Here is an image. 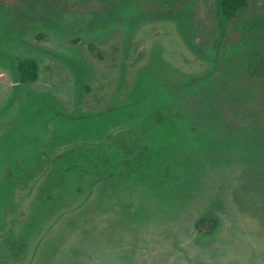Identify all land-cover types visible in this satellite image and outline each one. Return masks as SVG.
I'll return each instance as SVG.
<instances>
[{
	"label": "trees",
	"instance_id": "1",
	"mask_svg": "<svg viewBox=\"0 0 264 264\" xmlns=\"http://www.w3.org/2000/svg\"><path fill=\"white\" fill-rule=\"evenodd\" d=\"M215 4L220 37L218 48L206 55L192 41L193 24L186 17H190L193 7L187 6L185 14L166 11L154 19L176 21L187 45L213 65L225 48L223 63L205 72L184 73L160 58L154 59L138 70L126 89L125 59L111 100L96 110L84 105L85 92L91 91L87 82L93 67L83 56L49 52L62 60L73 75L74 109L69 110L53 89L33 88L40 76L38 60L13 56V41L0 36V66L12 75L11 90L0 107V121L4 120L0 123V230L4 233L0 239V264L27 259L24 244L30 232L47 219L46 207L59 206L67 189H71V195H79L94 191L98 184V191L111 194L110 189L119 195L113 197L122 201L124 195L118 183L109 182L112 176L124 172L125 182L132 183L144 174L153 179L145 192L152 195L157 192L154 187H165L163 195L157 194L167 204V197L174 202V197L193 182L195 195H199L206 178L219 168L238 166L242 176L247 165L257 164L258 159L264 172V160L259 156L264 155V13L244 20L241 40L228 44L230 22L239 11L249 8V0H215ZM123 16L121 20L127 19ZM139 21L127 19L125 58ZM0 31H5L1 23ZM238 75L248 79L251 88L239 82ZM256 86L261 97L255 95ZM15 104L17 110L10 116ZM131 128L138 129L143 140L129 149L116 139ZM132 176L135 181H131ZM175 178L180 180L173 183ZM38 179H42L39 193L19 238L12 229L13 222L5 231L17 207L15 196ZM141 204L138 210L146 214L144 198ZM120 207L129 215V206ZM197 227L201 233L211 234L218 223L203 217Z\"/></svg>",
	"mask_w": 264,
	"mask_h": 264
},
{
	"label": "rangeland",
	"instance_id": "2",
	"mask_svg": "<svg viewBox=\"0 0 264 264\" xmlns=\"http://www.w3.org/2000/svg\"><path fill=\"white\" fill-rule=\"evenodd\" d=\"M215 10V0H196L192 9V41L205 55L218 48L220 28ZM263 13L264 0H249V8L230 22V36L226 42L241 40V30H245L243 21ZM111 37L108 40L88 39L82 44L83 36L63 40L73 49L69 54L83 56L93 67L91 80L87 82L91 91L85 92L84 96L87 109H100L109 103L125 59L126 89L134 82L138 70L154 59L160 58L159 61L184 73L205 72L223 63L224 59L225 48L217 56L218 64L214 62V65L192 50L185 42L179 24L172 21L142 26L131 41L128 58L124 57V33L120 30ZM46 43L67 50L51 39ZM16 57L38 60L40 76L33 88L53 89L66 108L74 109L73 75L62 60L34 52L17 53ZM11 76L8 70L0 68V107L11 90ZM238 78L250 87L248 79L241 75ZM253 89H256L255 95L261 97L260 89L257 86ZM16 110L15 104L10 116ZM116 140L131 149L140 145L143 136L138 129L131 128L118 135ZM131 153L136 157L134 150ZM259 156L264 160V155ZM256 160L257 164L247 165L242 176L238 166L216 169L206 178L199 195H195L193 182L181 195L174 197V202L167 197V204L158 195H163L165 187H154L158 194L146 193L153 179L144 174L137 176L141 178L139 183H126L124 172L112 176L113 180L109 182L118 183L120 193L124 195L122 201L113 197L119 195L110 189L111 194L106 190L98 191V184L94 191L79 195H71V189H67L59 206L56 209L46 207L47 219L30 232L24 244L27 259H14L13 264H264V172L261 160ZM192 163L195 166V157ZM130 179L135 181L136 177ZM41 180H33L29 187L17 192V207L8 218L5 231L13 222L16 235L23 236L20 231L30 216ZM179 180L175 178L173 183ZM162 182L165 184L164 179ZM142 198L146 202V214L138 210L142 207ZM123 205L129 206V215L122 212L120 206ZM203 217L218 223L213 233L199 231L197 221ZM3 235L0 230V239Z\"/></svg>",
	"mask_w": 264,
	"mask_h": 264
},
{
	"label": "flooded vegetation",
	"instance_id": "3",
	"mask_svg": "<svg viewBox=\"0 0 264 264\" xmlns=\"http://www.w3.org/2000/svg\"><path fill=\"white\" fill-rule=\"evenodd\" d=\"M195 1L0 0V23L2 27L5 26V31H0V36L3 35L1 38L13 41L11 50L13 56L22 52H34L41 56L52 57L50 51L63 50L47 44L46 40L51 39L58 42L59 47H67V50L63 51L66 54L73 50L64 44L63 40L67 38L71 40L83 36L82 44L88 39L108 40L109 37L119 34L121 30L125 39L128 29L127 19L130 17L140 19L134 29V37L140 28L147 24L156 21L176 22L154 18L165 15L166 11L174 15L185 14V8L187 6L194 8ZM121 14L124 15L122 19H127L121 20ZM186 18L194 23L192 15L190 17L187 15Z\"/></svg>",
	"mask_w": 264,
	"mask_h": 264
}]
</instances>
